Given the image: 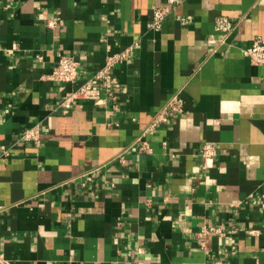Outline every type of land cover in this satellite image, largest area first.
Here are the masks:
<instances>
[{"label": "crops", "instance_id": "1", "mask_svg": "<svg viewBox=\"0 0 264 264\" xmlns=\"http://www.w3.org/2000/svg\"><path fill=\"white\" fill-rule=\"evenodd\" d=\"M168 2L0 0L10 264H264V66L244 52L264 38V0ZM127 49L101 103L62 105ZM62 54L79 62L74 83L48 78ZM176 94L180 109L156 120ZM35 126L39 144L21 138Z\"/></svg>", "mask_w": 264, "mask_h": 264}, {"label": "built area", "instance_id": "2", "mask_svg": "<svg viewBox=\"0 0 264 264\" xmlns=\"http://www.w3.org/2000/svg\"><path fill=\"white\" fill-rule=\"evenodd\" d=\"M177 0H169V4L176 2ZM163 5L154 8L153 19L150 23L152 29L159 30L165 17L170 13V5ZM54 21L52 25H55ZM216 28L224 35L228 34L232 29V22L227 18H219L216 22ZM245 54L252 60L253 63L264 66V38L258 37L254 40L252 46L244 50ZM130 52L128 49L122 53L109 55L106 59L105 64L99 68L92 77L85 80L76 89L65 93L63 96L62 105L70 106L74 101L79 99H90L97 103L102 102L101 88H111L117 81L114 75V68L121 63L124 59L128 58ZM80 74L79 62L76 61L72 56L59 55L58 60L53 70L48 74L49 80L62 83H74L78 80ZM181 107V100L179 94L174 95L164 106L156 120H165L167 115L173 111L179 110ZM1 114V112H0ZM41 130L38 126L30 128L22 135L23 140H29L36 144L41 141ZM203 154L210 156L214 154V147L208 143L203 146ZM213 233L219 234L221 230L212 226L204 228L200 234ZM0 264H10L9 260L3 253L0 252ZM214 264H227L223 261H217Z\"/></svg>", "mask_w": 264, "mask_h": 264}]
</instances>
